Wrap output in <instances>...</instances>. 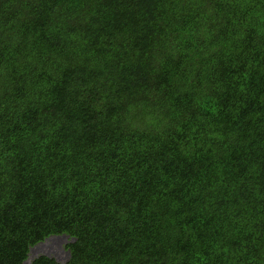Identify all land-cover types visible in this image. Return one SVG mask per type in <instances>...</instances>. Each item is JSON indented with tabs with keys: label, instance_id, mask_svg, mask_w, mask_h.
Segmentation results:
<instances>
[{
	"label": "trees",
	"instance_id": "trees-1",
	"mask_svg": "<svg viewBox=\"0 0 264 264\" xmlns=\"http://www.w3.org/2000/svg\"><path fill=\"white\" fill-rule=\"evenodd\" d=\"M62 234L264 264V0H0V264Z\"/></svg>",
	"mask_w": 264,
	"mask_h": 264
},
{
	"label": "rangeland",
	"instance_id": "rangeland-1",
	"mask_svg": "<svg viewBox=\"0 0 264 264\" xmlns=\"http://www.w3.org/2000/svg\"><path fill=\"white\" fill-rule=\"evenodd\" d=\"M69 242L70 237L52 236L31 248L28 259H30V256L34 258L37 255L47 253L46 255H50V257L55 258L57 261L64 262L68 258L66 245Z\"/></svg>",
	"mask_w": 264,
	"mask_h": 264
},
{
	"label": "clouds",
	"instance_id": "clouds-1",
	"mask_svg": "<svg viewBox=\"0 0 264 264\" xmlns=\"http://www.w3.org/2000/svg\"><path fill=\"white\" fill-rule=\"evenodd\" d=\"M62 235H65V234H62ZM62 235H55V236H61V237H62ZM50 237H52V236H49V237H47L46 239H48V238H50ZM66 237H69V236L66 235ZM66 237H65V238H66ZM63 238H64V237H63ZM46 239H45V240H46ZM45 240H44V241H45ZM71 240H72V239H70V241H71ZM42 242H43V241H42ZM42 242H40V243H42ZM40 243H38V244H40ZM36 245H37V244H36ZM33 247H34V246H33ZM33 247H32V248H33ZM30 250H31V249H30ZM45 255H46V254H45ZM67 255L69 256V250H68V249H67ZM37 256H38V255H37ZM47 256H48V255H47ZM49 257H50V256H49ZM31 259L33 260L34 258H31ZM31 259H28V258H27L26 260H27V261H28V260L31 261ZM66 260H67V259H66ZM24 261H25V260H24ZM24 261H23V262H24Z\"/></svg>",
	"mask_w": 264,
	"mask_h": 264
},
{
	"label": "bare ground",
	"instance_id": "bare-ground-1",
	"mask_svg": "<svg viewBox=\"0 0 264 264\" xmlns=\"http://www.w3.org/2000/svg\"><path fill=\"white\" fill-rule=\"evenodd\" d=\"M53 237H54V236H53ZM60 237H61V236H60ZM62 237L65 238L66 235H62ZM72 239H73V238H72ZM36 251H37V250H36ZM33 254H34V253H33ZM46 254H47V253H46ZM49 256H50V255H49ZM69 256H70V255H69ZM31 258H32V257L30 256V259H31ZM24 264H31V261H29V260H28V261H25Z\"/></svg>",
	"mask_w": 264,
	"mask_h": 264
}]
</instances>
